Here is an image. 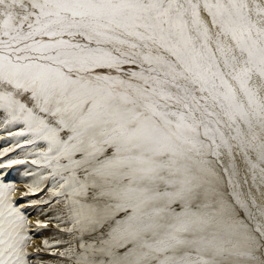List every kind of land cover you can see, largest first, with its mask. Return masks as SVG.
Instances as JSON below:
<instances>
[{"label":"snow or ice","instance_id":"1","mask_svg":"<svg viewBox=\"0 0 264 264\" xmlns=\"http://www.w3.org/2000/svg\"><path fill=\"white\" fill-rule=\"evenodd\" d=\"M0 130V264H264V0H0Z\"/></svg>","mask_w":264,"mask_h":264},{"label":"rangeland","instance_id":"2","mask_svg":"<svg viewBox=\"0 0 264 264\" xmlns=\"http://www.w3.org/2000/svg\"><path fill=\"white\" fill-rule=\"evenodd\" d=\"M0 136H4L5 137V139H3V140H0V149H3V148H5V147H9V146H11V144L13 143V141L12 140H10V139H8L7 138V133L6 132H4V131H2V130H0ZM19 156L20 155V151H19V149H17V151L16 152H13V153H9V155L8 156H6V157H4V158H2V160H0V162H3V161H6L7 159H9V158H11V157H16V156ZM25 165H15V166H13L11 169H8L7 170V172H8V174H7V176H6V179L7 180H9V181H16V176L13 174V172L15 171H20V170H25ZM241 167L243 168L244 167V165H241ZM0 171H3V170H0ZM17 182V181H16ZM19 184V182H17V185ZM17 196H19V194H17ZM31 198H34V197H30V198H26V199H31ZM38 209L37 208H28V209H26V212L29 214V220H30V217L32 216V215H34V212L35 211H37ZM31 214V215H30ZM48 217H46V219H47ZM31 222V224H32V221H30ZM54 222V221H53ZM55 223V222H54ZM29 233L30 234H32L33 236H34V234H35V229H34V227H29ZM45 231H48V232H52V231H55V229H54V224L53 223H51V224H49V227L47 228V229H41L40 230V232H45ZM41 236V235H40ZM68 239V238H67ZM29 251H34V249H32V247H30L29 248ZM42 255V257H43V259L45 260V261H52L53 262V264H55V258L54 257H52V256H50L48 253H42L41 254Z\"/></svg>","mask_w":264,"mask_h":264},{"label":"bare ground","instance_id":"3","mask_svg":"<svg viewBox=\"0 0 264 264\" xmlns=\"http://www.w3.org/2000/svg\"><path fill=\"white\" fill-rule=\"evenodd\" d=\"M23 171L24 170H20V171H16V172L14 171L13 172V174L16 176V181L19 182V184L17 186L19 188H21V189L23 188V183H25V182H27V181H29L31 179V177H24V176H22V172ZM17 194H19V193H17ZM253 195H256L257 196V202L260 203L262 198L257 193H255L254 190H253ZM36 219L46 220V216L41 215L40 212H39V210H37V211L34 212V215H32L30 217V221H32V224L33 225L35 224ZM53 224H54V222H53ZM53 233H54V231H52V232H48V231L40 232V231H38L37 232L35 230V234L33 236V244L34 245H42L43 239L44 238H51L53 236ZM67 238L68 237H64V239H67ZM32 249H34V247H32Z\"/></svg>","mask_w":264,"mask_h":264}]
</instances>
